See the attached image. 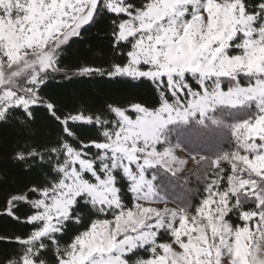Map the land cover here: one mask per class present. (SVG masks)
<instances>
[{"label":"snow or ice","instance_id":"snow-or-ice-1","mask_svg":"<svg viewBox=\"0 0 264 264\" xmlns=\"http://www.w3.org/2000/svg\"><path fill=\"white\" fill-rule=\"evenodd\" d=\"M0 264H264V0H0Z\"/></svg>","mask_w":264,"mask_h":264},{"label":"trees","instance_id":"trees-1","mask_svg":"<svg viewBox=\"0 0 264 264\" xmlns=\"http://www.w3.org/2000/svg\"><path fill=\"white\" fill-rule=\"evenodd\" d=\"M207 147V148H206ZM220 147H224V148H227V142H226V138L224 140H218V139H213L211 141H209L207 143V145L204 146V150L205 151H215L217 150L218 148ZM188 187L190 189H192L193 192H195L196 188L198 187V181H197V178L195 175H191L189 177V184H188ZM177 192L181 191V188H177L176 189ZM168 199L172 201V195L170 194L168 196ZM199 200V197L198 196H193L192 198V202L195 204L197 203Z\"/></svg>","mask_w":264,"mask_h":264},{"label":"rangeland","instance_id":"rangeland-1","mask_svg":"<svg viewBox=\"0 0 264 264\" xmlns=\"http://www.w3.org/2000/svg\"><path fill=\"white\" fill-rule=\"evenodd\" d=\"M207 148V147H206ZM188 168H191L192 167V164H191V162L188 164V166H187ZM169 202H170V204H169V206H174L173 204H172V202H171V200H169Z\"/></svg>","mask_w":264,"mask_h":264}]
</instances>
